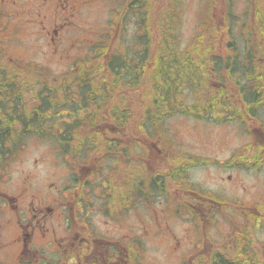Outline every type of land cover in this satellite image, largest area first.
I'll use <instances>...</instances> for the list:
<instances>
[{
  "label": "flooded vegetation",
  "instance_id": "obj_1",
  "mask_svg": "<svg viewBox=\"0 0 264 264\" xmlns=\"http://www.w3.org/2000/svg\"><path fill=\"white\" fill-rule=\"evenodd\" d=\"M79 8L77 0H0V52L7 27L32 26L48 40L56 59L65 61L63 31L75 27ZM218 9L209 13L208 27L249 28L243 30L244 47L237 58L246 59L244 54L254 50L263 61L259 27H264V0H248L243 23H235L224 7ZM118 20L116 14L121 27ZM13 33L11 38H17ZM212 43L223 44L214 52L230 60L232 41ZM0 61L6 64L7 59L0 56ZM20 61L9 56V68L22 80L25 76L27 85L37 84L27 77L31 73L21 71L26 66ZM212 70V89L229 95L222 74ZM253 78L251 90L264 94V74ZM37 91L67 94L68 119L57 132L65 153L55 150L60 160L40 158L23 166L18 181L6 178L8 162L0 165V264H264V105L242 103L241 96L232 105L242 113L217 125H237L234 132L247 140L224 161H215L209 152L188 155L180 143L163 142L164 132L150 127L151 121L146 122L149 129L136 130L133 97L120 96L128 93L122 88L97 89L98 104H78L80 113L98 109L94 118L89 113L81 114L83 119L70 114L71 102L78 99L70 93L81 89L0 88V128L6 124L5 94ZM34 107L38 104L29 103L28 108ZM9 108L17 111L18 141L34 139L18 135L23 133L22 107ZM77 140L86 144L72 146ZM172 147L180 154L172 153Z\"/></svg>",
  "mask_w": 264,
  "mask_h": 264
},
{
  "label": "trees",
  "instance_id": "obj_2",
  "mask_svg": "<svg viewBox=\"0 0 264 264\" xmlns=\"http://www.w3.org/2000/svg\"><path fill=\"white\" fill-rule=\"evenodd\" d=\"M163 1L150 0L147 19L143 12V1H141L142 6L139 8L138 15L142 25L145 23L148 27H140L142 33L134 55V64L128 60L126 55L117 59L116 53H109L110 48L104 44L95 49L94 55L89 59L90 63L79 66L81 68L90 65L91 71H87L85 68L82 72H76L78 74L90 73L89 78L82 75L74 77L69 75L63 79V82L69 87H82L81 84L90 81L91 84L85 88H92L93 90L133 89L137 93L134 96L136 130L142 132L150 128L146 123L147 121L161 122L163 118L173 114L215 120L217 123L231 120L235 114L242 113L241 110L232 108L234 103L239 102L240 96L242 103L264 105V94L255 93L251 90V87L255 86L253 85L254 75L264 74L258 67V55L254 50L247 51L244 54L246 59L240 60L237 58L239 55L237 45H230V60H226L223 57L227 54L215 53L213 51L215 46L207 43L209 38L204 33L195 39L189 49L181 54L176 53L173 45H169V36L163 35L161 29L157 30L160 28L159 21L164 6ZM170 12H172V6L169 9L168 3L167 12L163 18L167 17ZM221 38L222 40L226 38L229 40L240 39L232 27H227ZM248 39L250 38L245 39L246 44ZM0 56H3L1 52ZM243 63L245 64L244 67L242 66ZM212 67L217 68L215 73H221V80L229 85V95L224 92V89L215 90L210 86L211 73H214ZM11 71L8 64L0 61V88H27L29 86L38 89L59 88V84L54 83L53 85L50 81H43V78H37L39 84L27 85L20 76L16 75V72ZM33 71L36 74L42 72L38 68H33ZM223 73H228L227 77ZM19 79L22 81L21 84ZM142 86L146 90L149 89V108L144 106L143 98L138 94L142 93ZM231 89L236 93H232ZM240 89L245 90L240 93ZM186 90L189 91L188 94L184 93ZM106 93L99 92L101 95ZM97 94L98 92L92 91V97H97ZM188 95L195 96L193 99L196 105H187L190 99ZM5 97L6 109L4 111L7 116L5 117L6 124L0 128V165L13 158L25 144L24 140L18 141L16 136L14 122L17 111L9 108L10 106L14 104L22 107L20 111L18 109L20 114L18 119L23 122L21 129L23 133L18 135L38 134L41 136L46 131L44 136H55L65 129L62 124H56V117L60 112L67 110V105L70 103L68 99H65L67 94L59 93V91L54 94L41 91L35 93L18 92V94L6 93ZM122 97L127 98L126 96ZM92 102H94L93 104L99 103L95 100ZM29 103H36L38 107L28 108ZM63 106L65 109L62 108ZM97 110L91 111L92 118L95 117ZM76 128L80 129L81 125L76 126ZM60 136L63 138L64 134Z\"/></svg>",
  "mask_w": 264,
  "mask_h": 264
},
{
  "label": "rangeland",
  "instance_id": "obj_3",
  "mask_svg": "<svg viewBox=\"0 0 264 264\" xmlns=\"http://www.w3.org/2000/svg\"><path fill=\"white\" fill-rule=\"evenodd\" d=\"M77 1L80 3V8L77 11L78 14L75 19V27H70L69 29L67 27L63 31L65 49L68 50L67 55H69V57L71 56L69 63L57 61L52 52V47L49 45L47 39L42 38V34L38 32V27L28 26L7 27L10 33H13L14 29L16 30L17 38H15V36L11 38L12 35L9 33L8 37L5 39V44L3 45L5 51L2 54L7 59L6 64H8L9 56L25 63H34L45 67L46 70L51 73L49 76L50 78L58 77L68 71L74 73L78 71L82 72L85 68L87 71H91L90 65L78 68L75 67L73 62L79 59V65L90 63L91 61L89 59L94 55L95 49L100 45L102 39L107 36L109 45L111 42L115 45V51L120 48L121 43L123 46L128 47L129 56L134 55V52L137 51V41L141 33V29L136 25V22L140 20L138 14L139 8L142 6V0ZM206 1L208 3H217L218 8L224 7L225 9H230L233 15L243 14L248 5V0H230L229 2L227 1L228 3H226V0ZM132 2L134 10L130 11V15L128 19H126L123 15L125 13L123 4ZM162 3L164 6L162 7L160 20L166 21V25L172 27H160L157 30L161 29L163 35H168L170 38L169 45L172 44L176 53L181 54L183 51L190 48L189 46H191V43L197 36L204 35V32H206L204 23L209 22L207 18L208 12L205 11L203 13V0H164ZM168 3L169 9L172 6V12H170L167 17L163 18L167 12ZM218 8L216 10L212 8L214 13ZM217 12L220 13L219 10ZM114 13H118L120 18L122 16L125 19L122 22L124 25L123 27H112V22L115 18ZM216 19L218 24H221V21L217 17ZM125 52V48L121 47L119 51L120 55H124ZM184 93L188 94L189 91L186 90ZM188 96L190 99L187 104L195 103L193 99L195 96ZM208 123L179 115H174L172 117L168 116L164 119V122L161 123V125H163L161 129L172 142H170L167 137L163 139V142L168 144L180 143L182 152H186L188 155H205L209 152L210 157H216L215 161H224L229 157L231 151L238 149V147L247 140L246 137L236 135L237 133H235L234 130L237 125L231 124L228 125V128H223V126ZM233 132L235 134H233ZM52 146L53 144L51 141H46L44 139L34 138L27 140L22 146L23 150L8 161L7 169L9 170L6 178L12 181H18V175H20L19 171L23 166H29L37 159L45 158L49 160L55 157L57 160H60V154L57 156L53 155L56 151ZM172 149V153L180 154L178 148L172 147ZM61 160H63V158H61ZM46 168L47 166L45 165L40 166L43 173ZM199 171L201 170L199 169Z\"/></svg>",
  "mask_w": 264,
  "mask_h": 264
}]
</instances>
